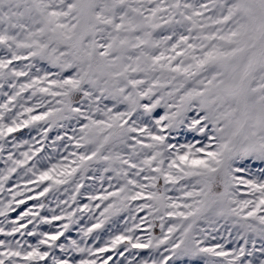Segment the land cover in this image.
Instances as JSON below:
<instances>
[{
    "label": "snow or ice",
    "instance_id": "1",
    "mask_svg": "<svg viewBox=\"0 0 264 264\" xmlns=\"http://www.w3.org/2000/svg\"><path fill=\"white\" fill-rule=\"evenodd\" d=\"M0 237V264H264V0H0Z\"/></svg>",
    "mask_w": 264,
    "mask_h": 264
},
{
    "label": "rangeland",
    "instance_id": "2",
    "mask_svg": "<svg viewBox=\"0 0 264 264\" xmlns=\"http://www.w3.org/2000/svg\"><path fill=\"white\" fill-rule=\"evenodd\" d=\"M15 214H13V216H14ZM0 238H2V237H0Z\"/></svg>",
    "mask_w": 264,
    "mask_h": 264
}]
</instances>
